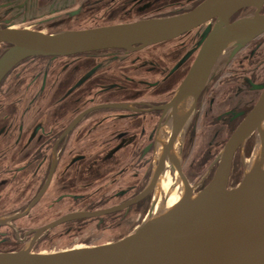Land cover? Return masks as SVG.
<instances>
[{"label": "flooded vegetation", "instance_id": "flooded-vegetation-1", "mask_svg": "<svg viewBox=\"0 0 264 264\" xmlns=\"http://www.w3.org/2000/svg\"><path fill=\"white\" fill-rule=\"evenodd\" d=\"M201 1L0 0V28L54 32L83 22L95 27L177 14ZM253 11L242 9L230 20ZM206 26L134 50L29 56L1 78L0 218L24 213L0 223V235L9 239H3L9 251L24 247L37 228L73 212L124 205L102 215L54 225L32 243L31 251L38 252L45 235L58 226L79 224L69 229L85 233L91 221L96 241L111 230L117 236L58 250L114 242L152 212L155 188L128 202L149 183L156 162L158 127L168 116L164 107L195 57L202 37L196 31H204ZM186 34L184 42H178ZM263 35L229 60L222 53L197 97L181 147V169L194 193L211 179L217 153L264 87V56L257 54L259 47H253ZM8 45L0 44V55ZM248 48L251 52L236 63ZM200 137L206 139L205 150L188 162ZM244 149L246 155L247 143ZM236 156L241 165L239 149L231 171ZM163 173L172 174L167 158ZM236 175L230 172L228 186L239 183L241 175ZM41 217L52 219L35 222ZM24 218L33 219L29 221L33 225L18 222Z\"/></svg>", "mask_w": 264, "mask_h": 264}, {"label": "water", "instance_id": "water-1", "mask_svg": "<svg viewBox=\"0 0 264 264\" xmlns=\"http://www.w3.org/2000/svg\"><path fill=\"white\" fill-rule=\"evenodd\" d=\"M264 0H202L192 9L163 17L146 18L81 29L44 32L26 27L0 28V44H9L0 55V80L20 60L29 56H56L92 50L139 49L174 39L207 24L195 57L165 105L168 114L159 124L155 155L160 152L147 187L128 203L135 202L157 185L164 160L183 184L173 205L149 213L123 238L92 247L52 252H33L32 243L61 222L102 215L124 205L99 211L67 214L37 228L27 244L16 251H0V264H264V87L257 100L231 132L216 155V166L208 183L193 192L181 169V148L174 144L184 135L195 110L196 100L206 86L220 56L229 60L264 33ZM253 8L251 14L238 11ZM213 20V21H212ZM170 127L166 139L164 127ZM254 136L252 164H245L244 147ZM240 150L242 175L237 185L228 186L232 160ZM1 217L0 223L23 215Z\"/></svg>", "mask_w": 264, "mask_h": 264}, {"label": "rangeland", "instance_id": "rangeland-1", "mask_svg": "<svg viewBox=\"0 0 264 264\" xmlns=\"http://www.w3.org/2000/svg\"><path fill=\"white\" fill-rule=\"evenodd\" d=\"M90 27H94V26L91 24H84V22H83V23H76L73 26H70V29H81V28H90ZM54 30L55 29H51V31H54ZM196 32H198L202 35L204 34L203 30H198ZM192 33H194V31ZM186 37H187V34L184 35V37H182L178 42L183 43L184 38H186ZM188 44L190 47L192 45V42L189 41ZM256 46L259 47L257 49H260L257 54L261 53V57H263L264 56V35L255 42V45L253 47L255 48ZM249 49H251V48H248L245 51H243L242 53H240V55L237 57L235 62L238 63V62L242 61L243 60L242 58L247 56L251 52V50H249ZM204 138L205 137L198 138L197 143L195 144V148L192 151L191 156L189 157V155H188V157H189L188 162H191L192 159L199 157V155H201L202 152L205 150L206 139H204ZM251 142L253 145L254 136H253V139L251 140ZM188 143H189V139L187 138L186 144L183 148L184 152H186V150H187ZM246 143L248 145V143H250V140H247ZM245 146H246V144H245ZM251 149H252V147H251ZM244 152H245V149H244ZM250 153H251V150H250L248 155H247V153H246V155L244 154L245 157L249 158ZM237 158H238V156H236L237 162L234 165V172L236 174L239 172V174L242 175V164L240 165V162H238ZM164 180L169 181V182L173 181L172 177L169 176L167 173H164ZM61 205H62V203L60 204V206ZM168 206L169 205L166 204V207H168ZM68 208L69 207H67L66 209H68ZM50 219H52V218L51 217H41V218L35 220V222L37 221V222L41 223V222L48 221ZM30 220H33V219L24 218L22 220H19L18 222L19 223H25V227H30L33 225L32 223L29 222ZM70 225L71 226L72 225L78 226L79 224L60 225L57 228L53 229L52 231L48 232L44 237L45 240L40 243L38 252L43 251L45 253V252L57 251L58 249H65L67 247H70V246L76 245V244H79V245L83 244V243L84 244H94L96 242H101L104 239H109L110 237H116L117 236V234L111 230L110 232L103 233V236L99 240L96 241L95 237L97 234L95 232L92 234L91 233L92 230H90V227L94 226V223L92 221L90 222L89 225H87V228H85L86 229L85 233L78 232L77 230H76V232H72L74 230V228L69 229ZM3 239H7V238L0 235V251H9L8 250L9 248L7 245L4 244L5 240H3ZM7 240H9V239H7Z\"/></svg>", "mask_w": 264, "mask_h": 264}, {"label": "bare ground", "instance_id": "bare-ground-1", "mask_svg": "<svg viewBox=\"0 0 264 264\" xmlns=\"http://www.w3.org/2000/svg\"><path fill=\"white\" fill-rule=\"evenodd\" d=\"M169 132H170L169 126L164 127L162 129V135L164 136V139H166ZM183 139H184V131L182 130L174 144V148L176 152H178V150L182 147ZM257 149L258 147L256 144V148L254 149V152L252 153L251 157L245 159V164L247 167H249L252 164L253 159L257 153ZM159 152H160V148L158 147L156 151L155 159L158 156ZM171 177L173 179V181H171L172 183L164 180V173L160 175L157 185L155 187L154 200H153L154 208L151 213L160 212L161 209L166 208V204H168L169 206L173 205L180 198L182 194L183 184L175 172L174 173L172 172Z\"/></svg>", "mask_w": 264, "mask_h": 264}, {"label": "trees", "instance_id": "trees-1", "mask_svg": "<svg viewBox=\"0 0 264 264\" xmlns=\"http://www.w3.org/2000/svg\"><path fill=\"white\" fill-rule=\"evenodd\" d=\"M253 139V135L250 136V138L248 140H250V143H248L247 145V155L249 154L250 150H251V147H252V142L251 140ZM231 174L236 177V173L234 172V169L232 168V171H231Z\"/></svg>", "mask_w": 264, "mask_h": 264}]
</instances>
